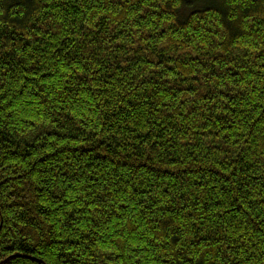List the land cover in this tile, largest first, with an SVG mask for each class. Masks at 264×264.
<instances>
[{"label": "trees", "instance_id": "trees-1", "mask_svg": "<svg viewBox=\"0 0 264 264\" xmlns=\"http://www.w3.org/2000/svg\"><path fill=\"white\" fill-rule=\"evenodd\" d=\"M0 264H264V0H0Z\"/></svg>", "mask_w": 264, "mask_h": 264}]
</instances>
